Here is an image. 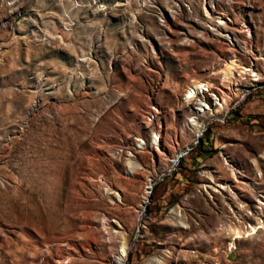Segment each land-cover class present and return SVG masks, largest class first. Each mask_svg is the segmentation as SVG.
I'll return each mask as SVG.
<instances>
[{"label":"rangeland","instance_id":"374dc122","mask_svg":"<svg viewBox=\"0 0 264 264\" xmlns=\"http://www.w3.org/2000/svg\"><path fill=\"white\" fill-rule=\"evenodd\" d=\"M260 51L264 0H0V264H264V215L241 210L264 200ZM231 60L257 86L222 84ZM194 82L241 104L141 216L193 142Z\"/></svg>","mask_w":264,"mask_h":264},{"label":"bare ground","instance_id":"6f19581e","mask_svg":"<svg viewBox=\"0 0 264 264\" xmlns=\"http://www.w3.org/2000/svg\"><path fill=\"white\" fill-rule=\"evenodd\" d=\"M252 68H248L245 66L239 65L236 60L228 61L223 69L219 71V75H221V82L222 84H226V86H231V84L236 80V77H241L244 79V76L250 75L254 79H251L252 81V88L257 86V82L259 80L258 75L252 74L254 71ZM235 82L232 84L234 85ZM239 87V86H238ZM236 90V89H235ZM221 90H215L211 83L209 82H194L191 84V86L187 89L185 94V104L188 107V117L186 119V124L184 127L190 132V136L192 138V143L190 146L184 148L183 150H180L175 157L171 159V161L168 164L167 170L165 173L162 174L161 177L158 179L151 178L149 179L148 183L146 184L145 188V198L144 202L142 203V208L144 209L149 204V199L151 195H153L154 188L158 183L164 180L165 177H168L175 173L176 167L180 163V159L189 153L196 149L198 144L204 139V136L206 135L209 128L214 124V126L222 127L225 126L228 122V118L230 116L231 111L235 110L242 101L243 96L239 97L238 100L236 98V101L234 105L229 106L226 104V100L223 99V97L220 95ZM236 95V94H235ZM225 114H229L228 117H223ZM158 119V110L157 108H153L152 113L149 117L150 122H157ZM160 119V118H159ZM161 131L160 128L155 132L154 141L157 147H155V150H160L161 147ZM152 142V141H151ZM150 142V143H151ZM146 145H144L145 147ZM155 146V145H154ZM132 156L129 155L128 157V169L130 173H136L139 169L134 167V163L131 161ZM226 166H230L228 162L225 163ZM207 165L202 164L201 169H204ZM234 173V178L236 182H239L237 179V175H241L240 171H236L235 169L232 170ZM204 176V175H203ZM206 177V176H204ZM218 188L217 192H222L223 190H227V186L224 185H216ZM244 186V183L243 185ZM245 188V187H244ZM208 189V186H207ZM259 206L256 208V211H251L246 209V205L242 204V211L247 212L246 216H263L264 215V200H258ZM250 208V207H248ZM179 213V212H178ZM236 219V222L243 225L241 222L243 220L242 217H239V215L235 214L233 217ZM261 222V219H259ZM262 223V222H261ZM257 230V227H254L250 230L249 235H253ZM232 233L235 232V229H231ZM235 236V233L233 234ZM121 249L122 254L125 257L126 256V250L127 245L126 242H121ZM122 256V257H123ZM119 263H121L120 260H118Z\"/></svg>","mask_w":264,"mask_h":264},{"label":"built area","instance_id":"2783aa9c","mask_svg":"<svg viewBox=\"0 0 264 264\" xmlns=\"http://www.w3.org/2000/svg\"><path fill=\"white\" fill-rule=\"evenodd\" d=\"M258 57L260 58V59H263L264 58V51H260V53L258 54ZM229 116V114H225L223 117H228ZM214 127V124L210 127V128H213ZM159 151V150H158ZM202 171H207V172H209V168H206L205 170H202ZM197 172H200V171H197ZM209 181H211L210 179H208ZM199 181H201L199 184L200 185H210L209 183H207L206 181L207 180H199Z\"/></svg>","mask_w":264,"mask_h":264},{"label":"trees","instance_id":"16d2710c","mask_svg":"<svg viewBox=\"0 0 264 264\" xmlns=\"http://www.w3.org/2000/svg\"><path fill=\"white\" fill-rule=\"evenodd\" d=\"M230 115H231V114H230ZM228 120H231L230 117L228 118ZM206 135H207V133H206ZM206 135L204 136V139H202V141L199 143L202 147H203V146H206V145H205V144L207 143V142L205 143V141H206V140H205V139H206ZM208 140L212 142V140H211L210 138H209ZM198 163H199V162H193V163H192V166H195V167H196V165H197Z\"/></svg>","mask_w":264,"mask_h":264},{"label":"water","instance_id":"95a60500","mask_svg":"<svg viewBox=\"0 0 264 264\" xmlns=\"http://www.w3.org/2000/svg\"><path fill=\"white\" fill-rule=\"evenodd\" d=\"M149 201H150V199H149ZM144 210H145V208L142 210V212H141V216L143 215V213H144ZM141 216H140V218H141Z\"/></svg>","mask_w":264,"mask_h":264}]
</instances>
